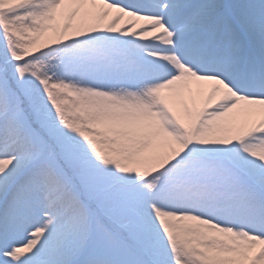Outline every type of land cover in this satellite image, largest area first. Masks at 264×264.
I'll list each match as a JSON object with an SVG mask.
<instances>
[{
    "label": "snow or ice",
    "instance_id": "1",
    "mask_svg": "<svg viewBox=\"0 0 264 264\" xmlns=\"http://www.w3.org/2000/svg\"><path fill=\"white\" fill-rule=\"evenodd\" d=\"M0 264H264V0H0Z\"/></svg>",
    "mask_w": 264,
    "mask_h": 264
}]
</instances>
